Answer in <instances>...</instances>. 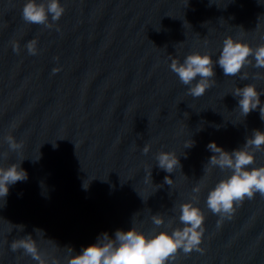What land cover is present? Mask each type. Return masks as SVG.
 I'll return each instance as SVG.
<instances>
[{"label": "water", "instance_id": "1", "mask_svg": "<svg viewBox=\"0 0 264 264\" xmlns=\"http://www.w3.org/2000/svg\"><path fill=\"white\" fill-rule=\"evenodd\" d=\"M59 2L64 14L49 15V28L23 20L26 0H0V167L17 163L28 174L0 198V264H38L11 250L26 235L45 264H66L67 247L79 254L105 232L171 233L183 227L186 202L205 217L201 251L181 249L168 264H264V196L245 197L222 218L206 199L231 172L204 171L209 143L231 152L253 130L264 132L259 108L243 117L233 96L249 83L264 93V68L225 76L214 64L215 83L198 98L170 69L172 58L183 63L197 52L215 62L229 36L253 49L264 44V0ZM33 40L36 55L26 47ZM161 151L174 152L181 167L160 169ZM254 156L248 167L264 166V150ZM155 214L163 225L153 224Z\"/></svg>", "mask_w": 264, "mask_h": 264}, {"label": "clouds", "instance_id": "2", "mask_svg": "<svg viewBox=\"0 0 264 264\" xmlns=\"http://www.w3.org/2000/svg\"><path fill=\"white\" fill-rule=\"evenodd\" d=\"M64 11L59 0H40V2L26 0L22 8V18L26 23L50 28L52 24L49 23V15L52 21H58ZM35 43L33 40L26 45L31 55L37 54ZM13 50L18 52L19 45L14 44ZM214 64L222 68L225 76L241 74L242 68L246 65H252L258 69L264 68V44L253 49L249 44L229 36L224 39L222 50L215 62L212 56L197 52L187 55L183 63L172 58L170 69L178 75L182 84L188 86V94L198 98L215 83ZM59 70L54 68L53 73ZM197 77H199L198 80ZM254 78L261 77L257 75ZM240 79H248L247 73L240 75ZM194 81L196 82L193 83ZM261 95L264 93L258 92L256 86L250 83L242 88L234 89L233 96L239 97L238 108L243 117L259 108L260 117L264 120ZM6 141L11 151H17L22 147L11 135L6 137ZM193 144L194 142L190 140L186 142L185 148H190ZM53 146L56 145L53 144ZM262 146H264V132L260 130H253L251 136L246 138L243 147L231 152L225 151L215 142L207 145L214 154L208 160L204 171L210 167H218L221 171L230 170L231 172V175L220 180L207 195V207L213 214H219L222 218H231L235 211L234 204L242 203L245 197L252 199L256 193L264 196V166L248 167L254 164V153L264 150ZM149 151L150 145L145 144L142 152L147 154ZM156 160L157 166L167 173H173L177 167H181L179 158L174 152L161 151L157 153ZM149 175L151 177V171ZM27 178V172L17 163H12L7 168L0 167V198L7 197L10 185L25 181ZM164 183L172 185L173 179L165 176ZM83 187L87 189L88 184L84 183ZM194 191L198 192L199 189ZM179 210L182 228H174L171 233L160 231L151 237L135 226L128 231L116 230L114 237H110L105 232L97 238L96 243L83 248L79 254H73V249L67 247L66 264H168L181 249L186 254L193 250L201 251L199 245L205 231L203 213L191 202L182 203ZM151 220L157 227L164 224V219L159 214L153 215ZM217 223L219 225L222 220ZM37 230L43 232L40 229ZM10 247L13 252L23 249L24 253L38 261V264H45L31 235L14 240Z\"/></svg>", "mask_w": 264, "mask_h": 264}]
</instances>
